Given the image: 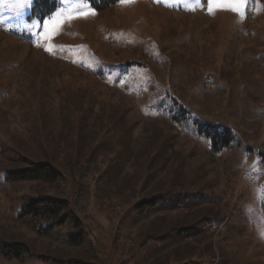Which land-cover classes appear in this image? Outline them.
<instances>
[{
    "label": "rangeland",
    "instance_id": "rangeland-1",
    "mask_svg": "<svg viewBox=\"0 0 264 264\" xmlns=\"http://www.w3.org/2000/svg\"><path fill=\"white\" fill-rule=\"evenodd\" d=\"M56 1L43 20L0 3V243L26 244L24 264H264V0ZM178 107L228 127L231 146L183 138L163 117ZM91 155L99 199L81 218L94 245L29 230L22 203L53 191L10 172ZM173 181L204 202L132 218L134 199ZM200 215L222 221L213 237L139 247Z\"/></svg>",
    "mask_w": 264,
    "mask_h": 264
},
{
    "label": "trees",
    "instance_id": "trees-1",
    "mask_svg": "<svg viewBox=\"0 0 264 264\" xmlns=\"http://www.w3.org/2000/svg\"><path fill=\"white\" fill-rule=\"evenodd\" d=\"M97 10H105L116 4L119 0H85ZM56 0H36L32 6L31 16L45 19L57 8ZM187 110L184 107L169 110L163 116L168 123L176 128L183 138L200 135L212 139V149L219 151L230 147L234 140L231 131L223 124L200 123L188 121ZM105 162V161H104ZM102 164L93 155L82 161L68 160L65 163L55 164L53 161L33 162L29 167L10 172L14 180L38 181L46 190L53 191V195L41 194L27 198L19 209L18 219L29 229L36 233L50 237L64 248L86 249L92 247L93 241L88 236L86 226L81 214L88 211L92 200L99 199L92 179L97 177ZM111 171H108L110 173ZM204 198L201 194H192L184 191L181 185L171 182L166 190H156L153 194L134 199L131 204L132 218L144 217L151 212L163 209L198 207ZM222 225V221L212 217L196 216L192 224L172 227L160 237L147 235L139 244L145 247L148 240H158L162 247L183 238L184 234H202L213 237ZM183 234V235H182ZM167 240V241H165ZM0 254L11 262L24 264L29 261L32 254L30 248L22 242H1ZM42 257V256H39ZM58 261V260H55ZM66 264H97L82 259L70 258Z\"/></svg>",
    "mask_w": 264,
    "mask_h": 264
},
{
    "label": "snow or ice",
    "instance_id": "snow-or-ice-1",
    "mask_svg": "<svg viewBox=\"0 0 264 264\" xmlns=\"http://www.w3.org/2000/svg\"><path fill=\"white\" fill-rule=\"evenodd\" d=\"M0 3H4V0H0ZM36 0H14L12 3L13 7L24 8L29 5L35 4Z\"/></svg>",
    "mask_w": 264,
    "mask_h": 264
}]
</instances>
